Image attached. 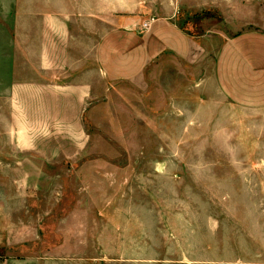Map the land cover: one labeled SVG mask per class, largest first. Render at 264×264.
Wrapping results in <instances>:
<instances>
[{"label": "rangeland", "instance_id": "rangeland-1", "mask_svg": "<svg viewBox=\"0 0 264 264\" xmlns=\"http://www.w3.org/2000/svg\"><path fill=\"white\" fill-rule=\"evenodd\" d=\"M257 1L242 0L241 14L217 0L172 19L215 36L214 57L220 41L264 28ZM16 2L0 0V264H264V108L244 113L210 85L203 94L184 76L159 77L185 71L180 61L151 64L145 90L100 69L90 77L89 0L20 1L75 12L72 54H82L48 81L65 87L63 107L50 92L13 93L27 82L8 77ZM96 2L99 37L112 18L134 15Z\"/></svg>", "mask_w": 264, "mask_h": 264}, {"label": "crops", "instance_id": "crops-1", "mask_svg": "<svg viewBox=\"0 0 264 264\" xmlns=\"http://www.w3.org/2000/svg\"><path fill=\"white\" fill-rule=\"evenodd\" d=\"M20 1L23 0H17L13 8L7 49L8 77L24 78L27 82L19 86L22 84L17 85L15 81L10 91L18 94L31 92L35 95L50 92L52 95L49 103L58 107L64 104L66 89L58 82L54 85L50 83L55 76L65 77L67 63L74 61L75 55L78 58L82 54H72L76 31L80 29L79 19L73 11L58 10L54 6H26ZM89 1L90 7L85 13L91 17V26H87L90 43L86 41L88 44L85 46L83 62L86 65V74L90 77L92 74L97 75L100 69L106 81L125 79L138 87H145V90L149 78L156 77L157 74L156 70L150 72L151 64H159L164 68L167 62L178 64L180 61L185 65V71L164 68L158 72L159 77L174 79L184 76L189 81L191 90L196 88L202 90L203 94L210 85L224 99L232 102L237 110L244 113H254L264 108L263 27L245 28L220 41L212 57L209 42L215 36L187 34L172 18L183 8L196 11L217 6V0H137L132 4L128 0H107L106 5L110 12L129 11L128 13L134 15L112 18L105 25V31L100 37L97 24L98 5L96 0ZM251 2L252 0L250 4ZM242 3V0H235L234 14L242 13ZM139 14L171 16L148 17L145 20L150 19V27L143 30ZM67 54L71 55L70 60L66 58ZM209 60H212L211 66ZM29 78H42L43 82L39 85ZM49 79L51 82H48ZM229 264H240V261L235 260Z\"/></svg>", "mask_w": 264, "mask_h": 264}, {"label": "built area", "instance_id": "built-area-1", "mask_svg": "<svg viewBox=\"0 0 264 264\" xmlns=\"http://www.w3.org/2000/svg\"><path fill=\"white\" fill-rule=\"evenodd\" d=\"M149 27H150V21L149 20H145V21L142 22L141 28L143 30H147V29H149Z\"/></svg>", "mask_w": 264, "mask_h": 264}]
</instances>
